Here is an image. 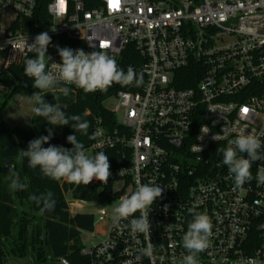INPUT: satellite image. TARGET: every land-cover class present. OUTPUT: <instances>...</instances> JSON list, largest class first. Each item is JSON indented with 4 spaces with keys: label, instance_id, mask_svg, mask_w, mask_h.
<instances>
[{
    "label": "built area",
    "instance_id": "1",
    "mask_svg": "<svg viewBox=\"0 0 264 264\" xmlns=\"http://www.w3.org/2000/svg\"><path fill=\"white\" fill-rule=\"evenodd\" d=\"M42 32L52 38L49 69L62 62L57 45L85 53L103 46L121 69L143 76L141 86L109 97L113 122L94 118L86 153L113 154L108 183L90 185L114 187L109 201L94 203V221L103 222L105 205L119 204L137 181L165 189L149 213L152 258L137 261L149 239L132 237L127 221L116 229L110 220L99 241L82 246L87 264H183L192 207L213 226L198 264H264V185L255 179L264 161L253 162V179L239 189L222 162L239 133L264 145V0H0V68L22 63L32 53L24 41ZM186 72L194 83L183 87ZM66 199L69 208L83 204ZM58 264L71 263L62 257Z\"/></svg>",
    "mask_w": 264,
    "mask_h": 264
},
{
    "label": "clouds",
    "instance_id": "2",
    "mask_svg": "<svg viewBox=\"0 0 264 264\" xmlns=\"http://www.w3.org/2000/svg\"><path fill=\"white\" fill-rule=\"evenodd\" d=\"M55 31V30H52ZM52 42L48 32H42L35 36L32 43H28V37L22 45L29 52H34V57H26L24 62L25 76L30 78L32 87L38 89L30 97V102L38 105L32 108V112L39 117H43L47 123L53 127L71 125L74 132L83 135L88 134L90 123L82 120L79 115L68 116L59 103H49L45 100L46 94H51L54 99H59V94L67 97L70 88L67 85H75L84 92L107 91L114 83L123 86L135 85L139 87L143 84L142 74H137L132 67L125 72L121 69L115 59L110 57L101 46L99 51L85 53L82 49L61 48L58 45V54L61 63L52 62L50 69L46 65L48 47ZM92 47V45H90ZM47 69V70H46ZM64 85V86H61ZM44 93L45 95H41ZM206 125L201 127L205 128ZM48 135L40 136L28 142L27 150H20V157L27 158L28 166L32 169L39 167L43 176L74 183L77 186H87L94 179L102 184H107L111 176L109 156L104 152H97L89 155L84 149L82 142L77 140V136H67V142L72 145L71 149L63 146L49 144L53 137V128L47 129ZM208 132L206 131L205 134ZM264 135V133H261ZM203 135L198 136L201 139ZM95 139V137H91ZM220 137L214 135L216 141ZM48 144L47 147L43 145ZM262 142L259 136L254 133H239L236 138L228 142V146L222 150L223 164L227 166L229 173L234 179V188H241L246 182L253 179L251 172L253 162L264 161L261 154ZM195 151H202L201 145H196ZM247 154V158L244 155ZM123 170H121L120 174ZM10 172V171H9ZM255 179L258 185H264V165L258 167ZM28 185L20 181L17 174L10 173L9 188L13 191H24ZM165 189L150 182L147 184L137 181L133 192L120 198L118 206L114 208L111 217L113 228L119 229L123 221H127L126 227L129 234L136 237L143 234L149 239L147 247L142 249L137 255L139 261L143 256L152 258L155 248L150 242L151 226L149 213L152 205L157 200L163 198ZM37 205H41V213L54 211L56 201L53 194L48 192L40 196L30 197ZM169 205L163 206V211L167 213ZM192 215V220L188 223L187 231L182 237L183 247L188 251L184 256L183 264H198V254L206 251L210 247L212 237V223L208 215L198 212L195 207L188 209ZM139 212V217L135 213ZM129 264H132L129 261ZM254 264V262H253Z\"/></svg>",
    "mask_w": 264,
    "mask_h": 264
},
{
    "label": "trees",
    "instance_id": "3",
    "mask_svg": "<svg viewBox=\"0 0 264 264\" xmlns=\"http://www.w3.org/2000/svg\"><path fill=\"white\" fill-rule=\"evenodd\" d=\"M43 6V4H41ZM32 52L27 57H34ZM24 62L8 66L0 71V87L6 90L4 97L14 94L31 96L38 89L32 87L33 81L25 76ZM194 83L192 73L186 72L183 81L178 85L186 87ZM117 89L133 90L129 86L112 85L107 91L86 93L82 89L72 90L65 97L59 94L56 100L51 94H44L49 103H59L68 116L79 115L90 123L88 134L74 132L71 125L51 126L43 117L32 111L30 125L10 127L2 118L0 106V264H8L13 258H21L26 264H58L60 258H66L71 264H87L80 255L82 245L79 240L80 231L93 229L94 217L89 213H71L66 197L71 201L106 203L109 193L114 187L101 188L93 185L77 186L64 179L54 180L43 176L39 167L28 166L27 158H21L20 150H27L28 142L40 136L48 135L47 129L53 128V137L49 144L71 149L67 136L75 135L84 148L92 143V127L95 117L107 121L115 118L103 105ZM38 105H34L36 107ZM47 147L48 144L43 145ZM109 157L111 151L104 152ZM95 155V154H94ZM16 164L19 179L28 185L24 191H13L9 188L10 173H3V164ZM110 166L112 165L111 161ZM51 192L56 201L54 211L41 213V205H37L30 197Z\"/></svg>",
    "mask_w": 264,
    "mask_h": 264
},
{
    "label": "rangeland",
    "instance_id": "4",
    "mask_svg": "<svg viewBox=\"0 0 264 264\" xmlns=\"http://www.w3.org/2000/svg\"><path fill=\"white\" fill-rule=\"evenodd\" d=\"M0 71H3V69L0 68ZM1 88L2 87H0V106L5 102V105H2L3 110L1 112V116L6 121L7 125L10 127H25L30 125V115L32 108L35 105L34 103L30 102V96L23 94H14L11 97L5 98L4 93L6 92V90ZM103 105L106 109H112L115 105V101L113 98H107L103 102ZM7 169L8 171H10L9 173L14 172L19 177L18 167L16 164H8ZM116 206H118L117 201H112L106 204L105 211L107 218L103 222H97L95 218L94 226L91 231H80L79 240L82 246H91L101 239L105 226L111 220L114 208ZM69 209L72 213H89L95 215L97 206L94 205L93 202H87L85 204H82V206L80 207H71Z\"/></svg>",
    "mask_w": 264,
    "mask_h": 264
},
{
    "label": "water",
    "instance_id": "5",
    "mask_svg": "<svg viewBox=\"0 0 264 264\" xmlns=\"http://www.w3.org/2000/svg\"><path fill=\"white\" fill-rule=\"evenodd\" d=\"M8 163H9V161H5L3 164V173L4 174L9 172L7 169ZM80 203L85 204L84 202H80ZM8 264H26V261L24 259H21V258H13L12 260L8 261Z\"/></svg>",
    "mask_w": 264,
    "mask_h": 264
},
{
    "label": "snow or ice",
    "instance_id": "6",
    "mask_svg": "<svg viewBox=\"0 0 264 264\" xmlns=\"http://www.w3.org/2000/svg\"><path fill=\"white\" fill-rule=\"evenodd\" d=\"M113 3H115V0H113Z\"/></svg>",
    "mask_w": 264,
    "mask_h": 264
}]
</instances>
